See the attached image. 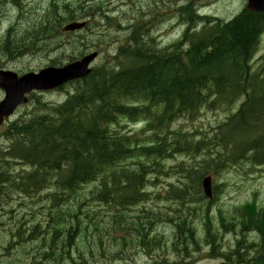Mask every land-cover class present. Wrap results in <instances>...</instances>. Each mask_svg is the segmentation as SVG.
Returning <instances> with one entry per match:
<instances>
[{
	"label": "trees",
	"instance_id": "1",
	"mask_svg": "<svg viewBox=\"0 0 264 264\" xmlns=\"http://www.w3.org/2000/svg\"><path fill=\"white\" fill-rule=\"evenodd\" d=\"M27 1L0 0L5 10L12 5L25 10H18L16 18H11V26L0 33V50L12 59L27 53L73 49L74 45L67 47L70 41H64L63 36L79 31L65 33L63 28L83 17H95L98 26L103 22L110 26L115 23L117 31L125 30L129 35L124 43L117 44L112 60L94 66L86 78L58 89L67 92L64 102L55 105L37 97L39 108L53 105L49 111L33 112L29 118L8 124L4 134L11 139V144L5 154L32 169L20 178L18 190L23 193L38 190L54 175L52 184L59 195L68 196L65 204H70L72 212H82L87 210L83 206L89 201L79 191L84 185L97 182L91 197L112 207L111 224L128 223L134 230V234L129 232L121 237L120 243L127 245L130 240L126 238L130 236V239L135 238L132 243H141L152 250L162 245L155 241L159 238L157 235L150 236L154 226L150 230L146 227L154 222L151 221L155 216L153 212L149 215L147 209L141 210L129 221L121 222L120 208L124 210L148 200L149 192L145 190L148 176L165 172V159L186 154L198 159L191 164L182 161L173 167L180 169L181 178L190 180L191 185L182 183L171 191L180 199L188 193L199 203L204 201L201 187L204 176L219 175L244 163L264 165V53L257 67L254 68L252 62L264 34V13L249 11L245 6L231 20L224 21L201 15L193 3H188L181 8V16L187 24L183 35L160 46L159 40L149 35L148 23L142 18L122 27L118 17H111L110 10L102 8L98 0H52L50 5L38 10L27 8ZM86 39H82L81 46H89ZM98 40L93 49L80 52L78 57L73 54L76 50L64 56L70 62L92 51L107 50ZM109 43L111 41L107 45ZM57 60L51 59V66L60 65ZM241 98L235 111L209 130L195 132L173 127L181 117L197 118L203 107H234ZM123 119L142 121L144 126L136 133L123 131ZM134 159L136 161L131 163ZM64 211L66 207L58 213ZM232 214L233 221L221 216L222 227L235 226L243 236L246 232L258 231L260 260L264 264V206L259 208L255 202H250L236 207ZM170 218L175 225L173 250L183 257L199 253L201 241L195 236L196 228L188 215L173 214ZM86 219L90 223L85 227L94 224L93 229H98L93 236L102 249L99 255L111 254L104 240L107 233L100 231L104 221L99 223L88 213ZM141 225L144 228L138 230ZM204 226L205 240L218 248L217 234L208 213ZM89 232L80 234L87 236ZM245 242V238L239 240L235 253L226 258L248 263L247 252L241 248L249 250L255 244ZM50 248L43 253V258L61 264L64 259L55 257L54 246ZM88 250L94 256L92 247ZM65 256L71 257L69 253ZM78 257L80 261L73 264H89L82 253L79 252Z\"/></svg>",
	"mask_w": 264,
	"mask_h": 264
},
{
	"label": "rangeland",
	"instance_id": "2",
	"mask_svg": "<svg viewBox=\"0 0 264 264\" xmlns=\"http://www.w3.org/2000/svg\"><path fill=\"white\" fill-rule=\"evenodd\" d=\"M51 1L28 0L26 4L27 8H34V4L36 5L39 2L40 9H43L50 5ZM98 3L102 8H108L110 10L109 15L111 17H118L122 27L131 21H140L141 19L139 18H142L143 21L148 23L146 26L148 27L147 29H150L149 35H156L155 37L159 40L160 46H165L179 39L187 27L184 17L181 16L182 6L193 3V7H196L197 11L201 12L202 15L229 20L246 6L247 0H105V2L98 0ZM41 6L44 7L41 8ZM22 9L18 5L16 7L12 5L11 8H7L6 10L3 7L0 8V14L1 12L3 14L5 10L7 14L3 15H9V19H5L3 15L0 16V33H3L8 26H11V18H16L18 10ZM36 15L37 13L29 17V19L34 18ZM21 26H24V24ZM93 31L101 33V35L94 34ZM127 35H129V32L126 34L125 30L117 31L115 23L110 26L103 22L98 26L97 22L93 21V17H91V22L86 29L72 33L70 36L64 35L63 38L64 41H70L66 44L67 47L74 45V48L70 50H76L77 52L73 54H76L77 57L80 55V52L84 53L93 49L92 46H94V43L100 39V43L107 50L98 54L96 62L93 63L94 67L96 65L106 64L112 60L113 55L116 53L114 50L117 44L124 43ZM95 37H98L97 40ZM82 39H86L89 46H81L84 43ZM109 41L111 43L107 45ZM263 47L264 41L259 46V50L263 51ZM70 50L67 51L64 48L57 52H42L35 55L25 54L24 56H18L15 60H9L5 55L6 52H0V68L14 70L20 74L39 71L42 68L51 66V59L54 58H58L57 62L64 65L69 61L64 55L69 53ZM83 56L78 59H81ZM256 62L258 60L253 62L254 68L257 66ZM68 89L71 88L68 87ZM37 97L43 102L58 105L64 102L67 97V92L65 90H56L42 94L36 93L33 98H30L29 103L21 106L9 121L29 118L33 115V112L46 113L49 111V108L53 105L49 104V107L39 108L36 101ZM2 98L3 93L0 91V100ZM242 100L243 98L236 102V108ZM234 109L235 107L230 106H223L217 109L203 107L197 118L191 120L187 116L181 117L173 123V127L184 128L195 132L197 130H209L220 124ZM9 121L0 126V175H3L2 179H6V182L0 185V264H32L31 261L34 260L32 255L37 251L42 252V244L45 242L43 241V236H47L53 231L54 223L61 232H63L62 229L71 226H73V229H76L78 220L75 215H77L83 222L81 227H85L90 223L86 219V213L94 217L99 223L104 221V228L100 231L107 233L104 237L105 245H109L108 251L115 253L114 258L108 256L110 254H106L105 257L100 256L99 251L102 249L96 242V239L94 238V240L88 241L85 239L86 235H82L80 241L76 242L73 250L77 257L79 252L82 253L89 264H220L221 261L227 260V258L223 255L219 256L217 251L213 253V256H209L207 253L212 249V246L204 240V210L207 211L209 201H212V205L209 208V215L213 220L214 231L218 235L217 247L221 253L226 254H230L236 248L237 240L241 236L238 234L239 228L235 226L228 225L225 228L222 227L220 217L225 216L228 220H232L233 210L247 202H255L256 205L264 206V165L254 166L248 163L231 167L219 175L213 174V184L214 186H218V192L212 200L205 198L201 203L184 204L183 199L177 200V196L168 198V191L181 187L182 183L191 185L190 180L186 181L181 178L179 173L182 172H180V169H173V167L182 161L189 164L198 161V159L196 160L188 156V154L178 155L164 162L165 172L160 174L152 173L148 176V183L145 187V190L149 192L146 196L148 197L147 201L124 210L122 207L120 208V211L123 212L121 222L129 221V218L136 216L141 210L147 209L146 212L149 215L153 212L155 216L151 217V221L154 222L153 224H147L146 227L150 230L154 226V230L150 233V236L157 235L159 238L155 241L162 243L161 247L148 250L141 243H132L131 240L135 238L132 237L130 239V236L126 238L130 240L127 245H122L120 238L125 237L129 232H133L134 230L128 223L111 224L112 207L100 202L98 199L93 200V197H91V191L95 188L97 182L84 185L82 187L83 189L79 191L89 201L83 206L88 212H72L70 204H65L64 202L68 196L64 194L59 195L60 192L52 184L55 181L53 178L55 177L54 175L47 179L44 183V189L39 192L35 189L36 192L32 191L31 193H23L18 190V184L15 183V180L21 184L20 178L25 173L30 172L31 168L23 162L12 160L5 156V152L11 143V139L4 135ZM143 125V123H128L126 125L124 124L121 129L138 132ZM125 126L126 128H124ZM53 192L55 193L54 196L51 195ZM188 206L196 208V210L189 212L187 209ZM62 207H66V211L58 213L59 210H62ZM199 207L202 210H198ZM177 211L188 215L189 218H194V226L197 228L195 236L201 241V251L199 253L195 252V257H183L173 250L175 228L174 221L170 217L173 214L178 215L179 213ZM70 217L74 218L71 219ZM62 221L66 223L60 225L59 223ZM93 228L94 224L87 228L84 233L89 232V229L92 230ZM142 228H144V225L139 226L137 229L140 230ZM39 231L42 233V236H38L40 239L36 240L34 237L39 235L37 233ZM53 232L55 237V231ZM87 235H92L91 231ZM247 236L250 240L257 242L260 240L257 233H250ZM91 247L94 256L89 253L88 248ZM72 262L73 260L71 259L70 263Z\"/></svg>",
	"mask_w": 264,
	"mask_h": 264
},
{
	"label": "water",
	"instance_id": "3",
	"mask_svg": "<svg viewBox=\"0 0 264 264\" xmlns=\"http://www.w3.org/2000/svg\"><path fill=\"white\" fill-rule=\"evenodd\" d=\"M248 9L264 11V0H248ZM84 23H72L68 28L81 29ZM97 53L86 55L82 59L69 63L61 68L49 66L40 72H29L22 76L12 71L0 70V87L5 91V98L0 102V125L14 110L28 101L26 94L32 90H49L65 82L86 75L88 66L96 58ZM204 192L212 197V178L209 176L203 183ZM229 264V263H223Z\"/></svg>",
	"mask_w": 264,
	"mask_h": 264
},
{
	"label": "flooded vegetation",
	"instance_id": "4",
	"mask_svg": "<svg viewBox=\"0 0 264 264\" xmlns=\"http://www.w3.org/2000/svg\"><path fill=\"white\" fill-rule=\"evenodd\" d=\"M75 217H77V215H75ZM65 223H66L65 221H62L59 224L63 225ZM82 224H83V222L81 220H79V221H77L76 229H73V226H71V227L62 229L63 232H61V233H58L54 229H52L53 231H55V234H56L55 237H54L53 231H51L47 236H45V235L43 236V241H45L46 248L49 249L51 245L54 246L53 252L54 253L56 252L55 257H57V258H63V257H65V255H68V253L71 256L70 258H73L72 256L75 255L73 247H75L76 242L80 241V238L82 236L80 233L87 230V229H85V227H81ZM95 231H98V229H92L91 230L92 235H90V236L87 235L88 237L85 236V239H87L88 241L94 240L95 237L93 236V232H95ZM37 233H39V235L34 237V239H36V240L40 239V237H38V236H42V233L40 231ZM32 240H33V238H32ZM19 242H21V240H19ZM66 249H68V253L66 252L67 251ZM72 260L74 261L75 258H73ZM78 261H80L79 258L76 259V263Z\"/></svg>",
	"mask_w": 264,
	"mask_h": 264
},
{
	"label": "bare ground",
	"instance_id": "5",
	"mask_svg": "<svg viewBox=\"0 0 264 264\" xmlns=\"http://www.w3.org/2000/svg\"><path fill=\"white\" fill-rule=\"evenodd\" d=\"M84 2V1H83ZM22 3V2H21ZM36 3V2H35ZM91 3V2H90ZM95 3V2H94ZM4 4V3H3ZM39 2L38 3H36V5L34 4V8L33 9H36V10H38V9H40V7H39ZM42 4H44L43 2H42ZM86 4V3H85ZM97 4V3H96ZM7 5V4H6ZM26 5V4H25ZM47 5V4H46ZM89 5V4H88ZM23 6V5H22ZM31 6V5H30ZM94 6V5H93ZM103 6H104V4H103ZM16 7V6H15ZM44 7V6H43ZM42 6H41V8H43ZM198 7V6H197ZM0 8H1V6H0ZM8 8V7H7ZM25 8V7H24ZM32 8V7H31ZM4 9H5V6H4ZM9 9V8H8ZM44 9V8H43ZM195 9V8H194ZM197 9V8H196ZM35 10V11H36ZM55 10V9H54ZM17 11V10H16ZM25 10L23 9V12H24ZM40 11V10H39ZM43 11V10H42ZM48 11V10H47ZM53 11V10H52ZM14 12V11H13ZM21 12V11H20ZM37 12V11H36ZM2 13V12H1ZM18 13V12H17ZM40 13V12H39ZM201 13V12H200ZM3 14H7V12L6 11H4V13ZM10 14H11V12H10ZM194 14V13H193ZM196 14H197V12H196ZM1 15V14H0ZM41 15V14H40ZM44 15V14H43ZM42 15V16H43ZM201 15H202V13H201ZM4 16V15H3ZM23 16V15H22ZM27 16V15H26ZM45 16V15H44ZM43 16V17H44ZM199 16V15H198ZM205 16V15H204ZM9 17V15L8 16H4V18L5 19H9L8 18ZM40 17V16H39ZM201 17V16H200ZM231 18H233V17H231ZM231 18L229 19V20H231ZM32 19V18H31ZM30 19V20H31ZM39 20V19H38ZM222 20H224V21H229V20H226V19H222ZM2 21V20H1ZM23 21V20H22ZM36 21V20H35ZM180 21V20H179ZM200 21V20H199ZM203 21V20H202ZM201 21V22H202ZM19 22V21H18ZM57 22V21H56ZM79 21H77V20H74V21H72V22H69L68 24H66L65 25V27L63 28V31L65 32V33H67V32H76V31H78V29L76 28V29H70V28H68L72 23H75V24H77ZM200 22V23H201ZM16 23V22H15ZM181 23V22H180ZM199 23V24H200ZM202 24V23H201ZM189 25V24H188ZM13 26V25H12ZM124 26H126V25H124ZM57 27V26H56ZM179 27V26H178ZM181 27V26H180ZM10 28V27H9ZM16 28V27H15ZM14 28V29H15ZM187 28V27H186ZM199 28H201L200 26H199ZM17 29V28H16ZM24 29V28H23ZM22 29V30H23ZM49 30V29H48ZM186 30V29H185ZM12 31V30H11ZM10 31V32H11ZM18 30H16V32H17ZM25 31V30H24ZM23 32V31H22ZM51 32V31H50ZM53 33V32H52ZM63 33V32H62ZM5 34H7V33H5ZM10 35V34H9ZM24 35V34H23ZM46 35V34H45ZM18 36H19V34H18ZM63 36V35H62ZM156 36V35H155ZM50 37V36H49ZM39 38V37H38ZM3 39V38H2ZM1 40V39H0ZM49 40H51V39H49ZM46 41V40H45ZM49 42V41H48ZM48 42H47V44H48ZM31 43H32V41H31ZM41 43V42H40ZM44 43V42H43ZM24 45V44H23ZM51 45V44H50ZM50 45H48V46H50ZM29 46V45H28ZM53 46V45H52ZM45 47V46H44ZM0 52H3V53H5V51H2V50H0ZM91 53H97V56H96V58L98 57V54H100V52L99 51H95V52H90V53H87V54H85L83 57H85L86 55H89V54H91ZM28 54V53H27ZM82 57V58H83ZM81 58V59H82ZM76 61H78V60H75V61H73V62H76ZM54 67H58V68H61V66H54ZM45 68H47V67H45ZM45 68H42V69H40L38 72H40L41 70H43V69H45ZM88 72L86 73V75H81L79 78H76V79H74V80H72V81H70V82H65V83H63L62 85L63 86H65V85H67V84H69V83H71V82H73V81H76V80H80V79H82V78H86V76H88L91 72H92V70H93V64H90L89 66H88ZM58 90V89H57ZM59 91H62V90H59Z\"/></svg>",
	"mask_w": 264,
	"mask_h": 264
}]
</instances>
